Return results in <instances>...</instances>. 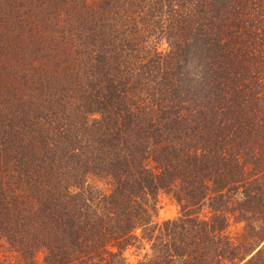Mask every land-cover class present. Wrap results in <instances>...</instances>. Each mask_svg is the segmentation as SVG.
Wrapping results in <instances>:
<instances>
[{
	"label": "trees",
	"instance_id": "trees-1",
	"mask_svg": "<svg viewBox=\"0 0 264 264\" xmlns=\"http://www.w3.org/2000/svg\"><path fill=\"white\" fill-rule=\"evenodd\" d=\"M0 237L264 264V0H0Z\"/></svg>",
	"mask_w": 264,
	"mask_h": 264
},
{
	"label": "rangeland",
	"instance_id": "rangeland-1",
	"mask_svg": "<svg viewBox=\"0 0 264 264\" xmlns=\"http://www.w3.org/2000/svg\"><path fill=\"white\" fill-rule=\"evenodd\" d=\"M166 46L163 44L161 50H164ZM103 185L102 183H98ZM180 215L179 205L168 195L159 194L157 213L153 219V223L161 224L167 220H173ZM232 235L238 230L237 226L231 227ZM141 252H135L133 249L126 252L125 256L128 258L129 264H135ZM0 264H47L45 262V252L42 250H36L32 254L30 259H26L14 248H12L4 238L0 237Z\"/></svg>",
	"mask_w": 264,
	"mask_h": 264
}]
</instances>
